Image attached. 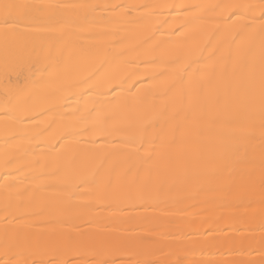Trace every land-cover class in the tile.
Masks as SVG:
<instances>
[{"label": "bare ground", "instance_id": "6f19581e", "mask_svg": "<svg viewBox=\"0 0 264 264\" xmlns=\"http://www.w3.org/2000/svg\"><path fill=\"white\" fill-rule=\"evenodd\" d=\"M0 3L30 6L0 21V264H264V0ZM245 24L219 103L166 149L138 123L81 121L129 100L147 117L161 59L210 34L227 54ZM101 63L110 77L82 83ZM101 161L111 177L83 182Z\"/></svg>", "mask_w": 264, "mask_h": 264}, {"label": "snow or ice", "instance_id": "6c2138e0", "mask_svg": "<svg viewBox=\"0 0 264 264\" xmlns=\"http://www.w3.org/2000/svg\"><path fill=\"white\" fill-rule=\"evenodd\" d=\"M28 7L30 6L16 3H0V21L6 28L15 26L26 14L24 10ZM261 7L264 10V5ZM248 28L250 25L245 24L232 32L227 41L229 46L227 54L221 52V42L216 40L214 34H210L202 44L183 46L175 55L161 59L160 62L165 67L160 75L166 79L158 87L151 114L147 117L141 116L138 100H129L123 105H116L103 111L94 107L81 116V121L84 124L89 121L106 123L115 118H122L129 123H138L143 133L142 140L151 144L153 151L166 149L185 132L191 121L203 117L208 105L219 103L220 97L218 92H214L213 84L223 77L233 54L239 59L241 53L248 49L249 37L245 34ZM101 73L110 77V70L104 63L97 66L82 83H88ZM248 76L250 91H255L256 71L249 68ZM122 83L117 86H122ZM258 88L261 111L264 113V62L261 63L258 73ZM88 90L91 91V87ZM116 98L113 97L114 100ZM111 175L112 170L105 168L104 161H101L96 165L92 177H85L83 182L87 183L90 179L95 182L96 179H103L106 176L110 178Z\"/></svg>", "mask_w": 264, "mask_h": 264}]
</instances>
